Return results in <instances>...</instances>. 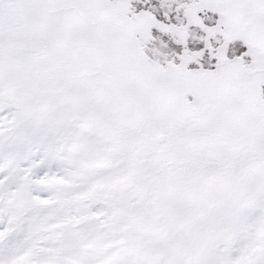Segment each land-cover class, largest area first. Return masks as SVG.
I'll return each mask as SVG.
<instances>
[{
    "label": "snow or ice",
    "instance_id": "snow-or-ice-1",
    "mask_svg": "<svg viewBox=\"0 0 264 264\" xmlns=\"http://www.w3.org/2000/svg\"><path fill=\"white\" fill-rule=\"evenodd\" d=\"M0 264H264V0H0Z\"/></svg>",
    "mask_w": 264,
    "mask_h": 264
}]
</instances>
